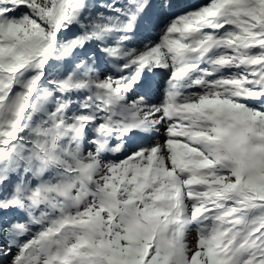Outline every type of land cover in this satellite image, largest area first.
Here are the masks:
<instances>
[{
	"label": "snow or ice",
	"instance_id": "1",
	"mask_svg": "<svg viewBox=\"0 0 264 264\" xmlns=\"http://www.w3.org/2000/svg\"><path fill=\"white\" fill-rule=\"evenodd\" d=\"M0 264H264V0H0Z\"/></svg>",
	"mask_w": 264,
	"mask_h": 264
}]
</instances>
